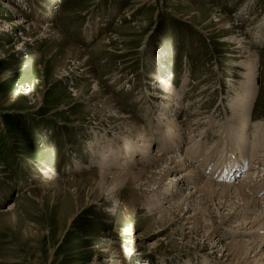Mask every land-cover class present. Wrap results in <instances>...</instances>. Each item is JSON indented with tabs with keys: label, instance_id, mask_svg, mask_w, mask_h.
I'll return each instance as SVG.
<instances>
[{
	"label": "rangeland",
	"instance_id": "obj_1",
	"mask_svg": "<svg viewBox=\"0 0 264 264\" xmlns=\"http://www.w3.org/2000/svg\"><path fill=\"white\" fill-rule=\"evenodd\" d=\"M0 3L3 24L11 12L25 22L17 41L0 32V264H203L208 256L219 264V247L205 242L201 251L200 238L182 231L181 220L152 213L141 196L128 200L127 188L110 178L103 182L89 146L124 143L120 116L106 113L105 98L154 136L172 90L182 102L176 119L185 134L216 147L226 121L239 119L230 98L249 55L258 63L250 128L264 124V0ZM32 24L39 30L26 27ZM27 36L32 41L22 46ZM172 111L166 117L175 118ZM251 143L247 137L243 148ZM229 155L215 156L211 169L220 161L224 170ZM256 158L250 172L224 183L248 180ZM262 169L254 179H264ZM212 178L224 180L217 171ZM253 196L262 200L264 186ZM240 235L234 238L247 240ZM223 236V243L233 239Z\"/></svg>",
	"mask_w": 264,
	"mask_h": 264
},
{
	"label": "bare ground",
	"instance_id": "obj_2",
	"mask_svg": "<svg viewBox=\"0 0 264 264\" xmlns=\"http://www.w3.org/2000/svg\"><path fill=\"white\" fill-rule=\"evenodd\" d=\"M3 5L8 10L13 8L7 3ZM8 18H11V21L3 24L0 17V32L9 34L8 39L15 38L14 41H17L19 38L15 33L21 29L20 27L25 22L23 18L13 12L9 13ZM26 27L29 30L38 28L34 24ZM49 28H45V31ZM28 36L22 42V46L28 44L30 40ZM18 50L20 49L18 48L16 52ZM243 63V68H245L243 81L237 88L238 92L235 93V96L230 98V109H233L234 116L237 114L235 117H239V119L229 118L230 120L226 121V128L221 130L227 133L220 138L221 141L219 140L216 147L208 149V145L205 143L207 140L203 141L202 144L205 143V145H202L201 139L195 140V137L185 134L184 125H181L176 119L178 107L183 108L182 102L177 99L175 91L172 90L163 97V100L166 101L163 102L165 112L159 114L158 133L154 136H151L152 134L146 130V126L141 127L136 120L125 116L116 106L117 103L112 97L105 98L106 113L108 110L113 112V115L112 113L110 115L120 116L118 122L124 129L122 134L124 143L118 144L111 140V145L107 143L108 145L101 147L99 142H95L89 146L93 155L92 163L99 166L102 181L110 178L118 186H125L129 193L128 200H134L141 196L140 199L145 200L146 207L152 213L168 216L171 218L170 222L176 219L181 220L182 231H188L187 234L192 235L196 240L200 238L198 245L201 251L206 246L205 242H209L210 250L219 247L217 251L222 259L219 264H264V196L262 200L253 196L264 186V179L261 180L260 176L254 179L259 168L260 171L261 168L264 170V124L256 123L254 132L250 128L254 118L251 110L257 91L253 84L258 63L255 55L253 57L249 55L248 59L241 64L243 65ZM159 80H157L159 82L157 84L168 89L170 84ZM168 110L174 113L175 118H172L171 115L166 117L169 113H167ZM200 117L197 114L195 120L198 121ZM231 120L234 121L230 125ZM230 130L240 134L235 135V139H232L229 134ZM203 135L207 137V133L203 131L199 137L202 138ZM247 137L252 140L251 148H248L249 151L243 148L246 146L244 141L247 140ZM182 144L184 146L189 144V147L183 151ZM206 150H210V152L207 153ZM227 155L229 158L226 159L227 167L224 170L220 161H216L211 169V163L216 157L222 161V157ZM254 157H257L254 161L256 164L255 174H248L246 176L248 180L244 178L235 183H224L229 177L236 181L237 176L240 177L245 169H249L246 174L250 172ZM116 164L119 167L113 168ZM82 166L78 165L77 168ZM174 170L181 173L170 177ZM203 170L204 174L208 176L203 175ZM216 171L222 175L224 179L222 183H216L212 178ZM183 190H187V195L177 201ZM234 224L237 226L235 227ZM241 230L244 231L241 232ZM223 233H227L228 237L231 236L233 239L228 243H223V238H221ZM241 233L248 236L247 240L237 241L234 238V234L236 237H241ZM215 235L221 238L218 243L215 242ZM203 260V264H218L217 260L213 263L209 262V256Z\"/></svg>",
	"mask_w": 264,
	"mask_h": 264
}]
</instances>
